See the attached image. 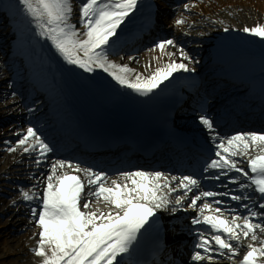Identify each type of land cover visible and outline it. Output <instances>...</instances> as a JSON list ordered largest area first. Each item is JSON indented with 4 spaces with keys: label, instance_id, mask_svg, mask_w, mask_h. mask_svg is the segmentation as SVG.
<instances>
[{
    "label": "snow or ice",
    "instance_id": "snow-or-ice-1",
    "mask_svg": "<svg viewBox=\"0 0 264 264\" xmlns=\"http://www.w3.org/2000/svg\"><path fill=\"white\" fill-rule=\"evenodd\" d=\"M141 3L142 0H81L75 23L72 0H16L15 5L7 7L30 17L38 35L50 41L68 65L88 73L102 70L117 85L147 97L174 73L195 72L196 69L189 64L198 61L182 47L178 49L181 62L173 60L176 52L165 51L169 46L176 47L172 39L156 45L169 62L158 63L147 76L137 73L128 64L110 60L109 50L119 39L118 30L126 22H131ZM175 23L183 25L185 21L177 19ZM224 30L228 31L227 28ZM242 31L264 40V24L244 27ZM197 119L212 146V156L202 165L201 178H205L204 174L213 181L227 177L229 183L240 189L238 194L202 190L201 178L196 175L174 176L161 171L136 170L123 171L118 179H110L106 172H97L90 167L82 169L78 163L73 165L70 161L58 160L51 165L42 196L23 193L24 200L36 201L39 206L33 207L31 214L41 229L38 245L33 249L41 264H132L131 258L140 252L141 242L147 235L154 236L159 249L160 216L165 212L187 211L188 208L197 213L191 218V225L207 226L196 233L198 242L195 244L197 251L192 255L194 262L205 261L202 252L219 251L224 255L227 251L230 258H234L238 255L242 238L250 237L259 246L247 244L248 250L240 264H264L258 259L264 257V239L258 235V232L264 233V202L257 203L255 199L258 195L259 200L264 201V134L237 133L224 137L208 115H198ZM18 145L25 153L39 151L35 160L38 166L54 151V146H50L34 127L26 129ZM251 149L257 150L255 155L249 154ZM8 150L15 151V148ZM238 157L246 158L250 172L238 166ZM65 169L73 171L70 173ZM79 173H83L86 179H82ZM218 195L229 196L238 204L251 201L252 206L243 203L246 214L232 213V218L228 219L223 215L224 210L213 208L208 202L211 198L216 204L222 203L215 199ZM93 199H102L109 211L93 210ZM256 208L259 211L254 210ZM257 219L259 222H255ZM241 220L243 223L239 222ZM209 230L211 234L206 235ZM208 259L211 260L212 256L209 255Z\"/></svg>",
    "mask_w": 264,
    "mask_h": 264
},
{
    "label": "bare ground",
    "instance_id": "bare-ground-1",
    "mask_svg": "<svg viewBox=\"0 0 264 264\" xmlns=\"http://www.w3.org/2000/svg\"><path fill=\"white\" fill-rule=\"evenodd\" d=\"M3 2L4 9L10 17L9 20L12 22L11 30H15L14 40L17 39V42H13L12 44H16L15 46L18 49L22 47L23 55H26L41 64H47L48 59L45 58L46 54H43V51L50 48V46L43 37H40L38 35L34 23H30L31 18L27 17L22 11H19L15 8H13V10L11 11L9 10L7 6L9 4L15 5L16 0H3ZM189 9L192 11V24H189L187 27L188 29H185V31L188 30L195 35H206L210 33L211 30L215 27H219V30L217 31H221L223 28V31L221 32H225V27H230L232 28V33L236 34L240 42L245 46L252 47L255 44L264 45V40H261V38L252 36L250 34L245 35V32L241 30L244 26L253 27L258 24H264V0H211L210 2L200 0L197 2L196 7L190 6ZM162 10L166 11V3L163 1ZM73 18L76 19L75 8ZM165 24L166 26H168L170 22L165 21ZM8 39L7 41L5 40V42H8ZM165 51L169 53L174 52L169 51L167 48ZM152 52L153 57L151 55H142L143 57L141 56V64L139 61L131 59V57L123 59L119 64H128L131 68L135 69L137 73H143L147 76L155 69L158 63L162 65L169 62V58L161 53L159 49H154ZM220 52L224 54H231L225 52L224 50H221ZM157 57H159V61L157 60ZM172 59L176 60L177 62H181V58L177 53L176 56L172 57ZM184 62L186 63V61ZM256 64H258V62L252 61L247 64L246 67L252 69ZM100 71L103 72L102 70ZM102 74L107 73L103 72ZM102 74L97 73L96 77L100 78L102 77ZM52 98L57 99V95L52 94ZM16 137L21 139L20 134L16 135ZM14 148L15 151H3V147L0 148V176L8 175V172L14 171V169H16L14 168V162L18 161V158L22 157V159H26L25 156L18 155V153L20 154V152L23 151V149H21V151L18 152V150L21 148V146L18 145V142L17 145L14 146ZM21 161L22 160L20 159L18 162L21 163ZM2 178L0 177V179ZM32 190L33 189L30 188L26 189V191L28 192H31ZM19 196H21V193L19 194ZM23 202L24 201L20 199V203ZM98 202L101 203L103 207L101 208L99 206L98 208L96 206H93L94 208L100 209L104 212L109 211V206L104 203L102 199ZM24 204L26 205H24L22 209L25 212L29 210V207L27 206V202H25ZM12 209L13 207L3 203V200L0 199V227L6 228L8 225L13 226V221L11 220L15 219H11L12 213L10 214V212ZM14 224L16 225V223ZM37 231L40 232L41 229L36 222V227L26 233L15 235L16 233L11 234V232L8 234V237L4 241L0 236V258H10V262L6 264H28L31 262V260L38 259L39 257H36L34 253L30 254V252L26 251L23 247V245L26 243L25 240L27 241L28 238ZM35 247L36 246L34 243H32V241L28 243L29 249H33ZM23 254L29 255L26 261H24L22 258Z\"/></svg>",
    "mask_w": 264,
    "mask_h": 264
},
{
    "label": "rangeland",
    "instance_id": "rangeland-1",
    "mask_svg": "<svg viewBox=\"0 0 264 264\" xmlns=\"http://www.w3.org/2000/svg\"><path fill=\"white\" fill-rule=\"evenodd\" d=\"M1 132H2V130H0V133H1ZM0 143H1V140H0ZM0 180H1V179H0ZM5 189H6V188H2L3 191H5ZM14 229H16V225H13V226L8 225L6 228L0 227V236L2 237L3 241L8 237V234H9V233L13 232ZM2 239H1V240H2ZM36 242H37V240H36ZM37 243H38V242H37ZM23 247L25 248L26 251H29L27 243H25V244L23 245ZM28 256H29V255H25V254H23V256H22L23 260L26 261V259H28V258H27ZM10 260H11L10 258L2 257V258H0V264H6V263H9ZM27 263H28V262H27ZM28 264H41V260H40V259H33V260H31V262L28 263Z\"/></svg>",
    "mask_w": 264,
    "mask_h": 264
}]
</instances>
